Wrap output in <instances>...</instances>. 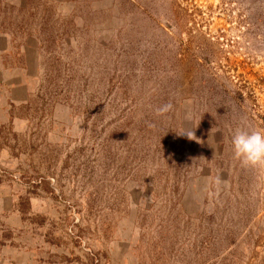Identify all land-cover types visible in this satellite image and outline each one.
Returning a JSON list of instances; mask_svg holds the SVG:
<instances>
[{"label": "rangeland", "instance_id": "obj_1", "mask_svg": "<svg viewBox=\"0 0 264 264\" xmlns=\"http://www.w3.org/2000/svg\"><path fill=\"white\" fill-rule=\"evenodd\" d=\"M237 127L264 0H0V264H264Z\"/></svg>", "mask_w": 264, "mask_h": 264}, {"label": "clouds", "instance_id": "obj_2", "mask_svg": "<svg viewBox=\"0 0 264 264\" xmlns=\"http://www.w3.org/2000/svg\"><path fill=\"white\" fill-rule=\"evenodd\" d=\"M171 107V104H165L157 109V113L167 112ZM181 135H186L189 139L194 136L191 128L183 130ZM230 143L234 157L242 165H264V129L237 127L232 133Z\"/></svg>", "mask_w": 264, "mask_h": 264}]
</instances>
